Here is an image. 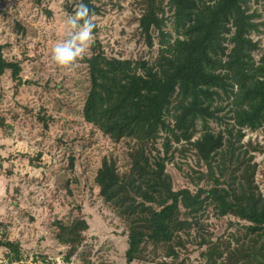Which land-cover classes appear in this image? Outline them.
I'll list each match as a JSON object with an SVG mask.
<instances>
[{"label":"rangeland","instance_id":"obj_1","mask_svg":"<svg viewBox=\"0 0 264 264\" xmlns=\"http://www.w3.org/2000/svg\"><path fill=\"white\" fill-rule=\"evenodd\" d=\"M93 2L100 12L94 16L97 31L90 47L75 66L60 68L51 58L52 49L67 37V20L77 8L75 0H0V45L8 61L22 66L20 81L12 79L11 71L0 76V239L18 242L21 256L12 260L11 250L0 247V264H127V225L100 196L95 178L105 157L117 161L120 173L129 171V142H114L85 121L84 104L90 91L86 58L96 48L108 57L152 63L158 58L161 38L153 31L150 48L141 37L139 0ZM250 6L249 13L259 15L254 22L264 21L263 1L250 0ZM165 17L164 32L175 37L174 15L168 7ZM251 37L262 48L253 54L258 61L264 52V25ZM216 105L225 109L217 113L218 119L209 121L212 132L223 134L225 146L231 140L243 167L257 166L255 183L264 197V127L244 128L239 139L231 101ZM167 120L173 127V117ZM201 128L198 122L191 142L201 137ZM160 136L149 152L151 159L168 156L166 172L173 188H188L193 193L209 189L212 183L207 178L198 180L208 167L193 146L187 141L177 143L170 136L171 148L166 153L168 134L163 131ZM232 160L229 153L228 173L234 169ZM221 164L217 156L213 163L216 177H220ZM78 217L87 220L89 230L83 245L67 261L68 247L56 237V221L71 222ZM194 218L198 225L182 235L185 245L177 246L176 254L168 255L165 250L153 254L149 246V257L154 259L133 264H209V247L219 244L223 249L230 243L231 249L236 248V239H241L249 224L230 214L220 216L212 206ZM202 236L210 243L201 245ZM227 258L225 253L218 264Z\"/></svg>","mask_w":264,"mask_h":264},{"label":"trees","instance_id":"obj_2","mask_svg":"<svg viewBox=\"0 0 264 264\" xmlns=\"http://www.w3.org/2000/svg\"><path fill=\"white\" fill-rule=\"evenodd\" d=\"M75 3L86 4L93 17L100 12L93 0ZM138 3L142 11L139 29L146 45L152 48L153 31L160 33L158 58L151 63L146 59L108 57L94 48L92 56L86 58L90 91L83 112L85 121L112 141L129 142V171L120 173L117 161L105 157L95 178L100 196L127 225V264L154 259L149 257V246L153 254L159 250L176 254L177 246L185 245L182 235L198 225L194 216L209 206L220 216L230 214L249 223L241 239H236V248L231 249L230 243L223 249L219 244L209 247V264H218L225 253L227 260L219 264H264V197L255 183L257 166L243 167L231 140L225 146L223 134L213 133L209 125L225 109L217 102L230 100L239 139L244 128L256 131L264 127V52L258 61L254 58L253 54L262 48L251 37L264 21L254 22L259 15L249 13L250 0ZM166 7L174 15L175 37L164 32ZM3 51L0 45V76L11 71L12 79L20 81L21 63L8 61ZM169 115L175 122L173 127L167 120ZM198 122L202 125L201 137L191 142ZM163 131L168 134L166 153L171 148L170 136L177 143L187 141L193 146L199 160L208 167L198 180L207 178L212 183L209 189L193 193L188 188H173L166 172L168 156L151 159L149 152ZM229 153L234 165L230 173L226 165ZM217 156L222 158L223 181L213 170ZM56 228L58 241L68 247L65 259L70 261L83 245L89 224L78 217L71 222L57 220ZM200 243L210 241L202 236ZM0 247L11 250L12 260L21 258L18 242L0 239Z\"/></svg>","mask_w":264,"mask_h":264},{"label":"clouds","instance_id":"obj_3","mask_svg":"<svg viewBox=\"0 0 264 264\" xmlns=\"http://www.w3.org/2000/svg\"><path fill=\"white\" fill-rule=\"evenodd\" d=\"M67 24V37L56 43L52 49L51 58L60 68H71L84 58L93 40L96 27L94 17L89 7L80 3L71 15Z\"/></svg>","mask_w":264,"mask_h":264}]
</instances>
